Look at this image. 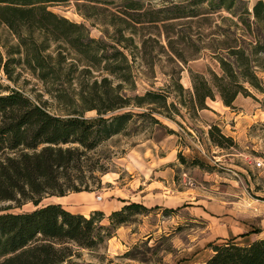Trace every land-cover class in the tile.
<instances>
[{
	"label": "rangeland",
	"instance_id": "obj_1",
	"mask_svg": "<svg viewBox=\"0 0 264 264\" xmlns=\"http://www.w3.org/2000/svg\"><path fill=\"white\" fill-rule=\"evenodd\" d=\"M140 1L147 8L177 5L185 8L184 13H190L188 7L195 6L191 4L193 0ZM255 1L244 0L240 5L251 9ZM196 6L195 15L145 20L138 22L134 31L120 29L133 38L127 47L118 44L130 62L131 76L124 80L122 92L133 96L147 89L156 90L165 93L167 103L172 101L175 107L166 111L155 107L156 103L130 105L133 112L124 129L89 151L90 162L101 167L95 172L101 181L97 184L88 172L84 173L89 190L96 192L95 197L100 193L104 204L121 196L120 187H125L127 178L133 175L142 179L153 173L154 164L148 156L157 147L158 153L168 152L171 158L175 190L172 202L150 206L143 203L149 208L131 214L128 221L115 226L109 237L94 246L67 242L73 251L70 264H198L211 254L213 242L234 239L246 243L255 235L254 238H264V90L247 85L248 93H239L233 105L224 104L216 88L213 97L207 98L206 107L190 108L179 102L187 101L193 93V73H203L211 83L210 70L219 72L213 49L225 38V28L240 32L232 22L236 17L225 8L210 10L206 2ZM49 7L83 21L92 36L106 40L120 36V26L109 22L108 11L106 15L86 18L73 1L52 3ZM163 12L174 15L181 10ZM17 41L8 26L0 22L2 61L8 55L21 57L22 61V51L9 53ZM57 42L50 40L48 50L55 54L62 49L67 56L52 84L65 86L68 75L77 76L82 64L78 62L79 67L71 70L68 63L77 54L66 42ZM8 63L10 76L0 66L2 84L25 92L51 112H61L64 105L46 91L50 83L23 62ZM256 71L264 84V66ZM71 83L76 85L75 80ZM84 114L95 115L96 110L87 109ZM213 122L232 136V143L219 145L211 140L208 128ZM258 159L262 160L260 164H256ZM48 199L44 196L38 205ZM0 205L9 210L35 206L31 200L18 205L3 200ZM100 221L109 223L106 216Z\"/></svg>",
	"mask_w": 264,
	"mask_h": 264
},
{
	"label": "trees",
	"instance_id": "obj_2",
	"mask_svg": "<svg viewBox=\"0 0 264 264\" xmlns=\"http://www.w3.org/2000/svg\"><path fill=\"white\" fill-rule=\"evenodd\" d=\"M66 1H73L86 18L106 15L108 11L109 22L120 26V36L108 40L92 36L83 21L49 7ZM243 1L193 0L191 4L195 6H189L190 13H184V7L147 8L140 0H0V22L18 38L9 53L23 52L22 61L21 57L9 55L2 61L0 56V66L10 76L9 61L25 63L50 83L46 91L64 105L61 112H51L25 92L0 81V201L12 200L18 205L31 200L35 204L26 210H9L0 205V264H70L73 251L67 242L94 246L109 237L115 226L128 221L131 214L149 208L129 200L108 213L96 208L87 214L69 210L59 201L38 205L44 196L89 190L85 172L97 184L101 181L95 174L101 167L90 162L89 151L124 129L133 112L130 105L156 103L155 107L166 111L175 107L174 102L167 103L165 93L156 90L147 89L133 96L122 92L123 82L131 74L127 54L118 44L127 47L133 38L120 29L134 31L137 23L145 20L195 15L200 2H206L210 10L225 8L236 17L232 22L240 32L225 28V38L213 49L219 72L210 70L211 83L203 73H193V93L187 101L179 102L190 108L206 107L207 98L213 97L216 88L221 101L233 105L239 93H248L247 85L264 90L256 71L264 66V0H256L251 9L240 5ZM166 10L181 12L169 15L163 12ZM50 40L58 41V45L66 42L74 49L76 60L68 63L71 70L79 67L78 62L82 64L77 76L68 75L65 86L52 84L67 55L62 49L55 54L49 51ZM95 69L98 72L94 74ZM87 109H95L96 114L86 116ZM208 131L213 142L232 143V136L216 123ZM104 216L109 223L100 221ZM211 247V254L198 264H264L263 237L246 243L225 239L211 243Z\"/></svg>",
	"mask_w": 264,
	"mask_h": 264
},
{
	"label": "crops",
	"instance_id": "obj_3",
	"mask_svg": "<svg viewBox=\"0 0 264 264\" xmlns=\"http://www.w3.org/2000/svg\"><path fill=\"white\" fill-rule=\"evenodd\" d=\"M153 145H156V143H153ZM148 158L154 164V167H151L154 170L153 173L145 175L142 179L133 175L131 178H127L125 187H120L122 193L119 198L115 197L103 204L102 199H96V192L84 189L69 191L67 194L62 195H49L47 196L48 201H59L69 210L82 213H87L96 208L99 209V207L108 212L129 200L139 201L149 206L157 202L170 205L175 190L172 188L174 186V175L169 153H158L157 147H155ZM254 237H249V240Z\"/></svg>",
	"mask_w": 264,
	"mask_h": 264
},
{
	"label": "built area",
	"instance_id": "obj_4",
	"mask_svg": "<svg viewBox=\"0 0 264 264\" xmlns=\"http://www.w3.org/2000/svg\"><path fill=\"white\" fill-rule=\"evenodd\" d=\"M262 162V160L258 159L256 161V164H260ZM102 197V195L100 193L96 194V198L99 200Z\"/></svg>",
	"mask_w": 264,
	"mask_h": 264
}]
</instances>
